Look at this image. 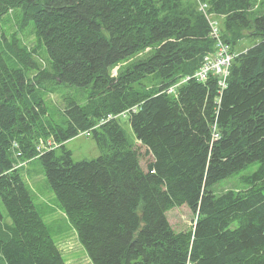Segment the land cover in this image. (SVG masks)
<instances>
[{
	"label": "trees",
	"instance_id": "1",
	"mask_svg": "<svg viewBox=\"0 0 264 264\" xmlns=\"http://www.w3.org/2000/svg\"><path fill=\"white\" fill-rule=\"evenodd\" d=\"M200 2L233 50L245 37L260 41L237 52L225 87L211 73L171 94L214 50ZM256 2L0 0V203L14 225L0 237L6 264H67L24 180L27 168L15 167L32 160L93 264H264V13ZM25 28L35 45L20 36ZM66 85L90 93L56 120L44 94ZM87 130L101 155L75 161L66 142ZM41 140L53 147L39 154ZM256 161L245 189L215 191ZM183 205L195 223L176 230L168 212Z\"/></svg>",
	"mask_w": 264,
	"mask_h": 264
},
{
	"label": "rangeland",
	"instance_id": "2",
	"mask_svg": "<svg viewBox=\"0 0 264 264\" xmlns=\"http://www.w3.org/2000/svg\"><path fill=\"white\" fill-rule=\"evenodd\" d=\"M257 14L264 13V0H257L255 5ZM10 19V15H6L3 21L6 22ZM221 21V20H220ZM11 27H7L8 32H13L16 27V22L11 21ZM20 36L24 39L28 46L35 45L36 39L34 33H30L29 28H25L20 32ZM260 41V37H245L234 48L236 52H240L245 47H249L254 43ZM40 53L44 49H39ZM41 60V58H39ZM36 70L29 72L32 77ZM144 83H152L151 76H147L142 80ZM90 88L76 85H66L61 89H55L53 92H47L44 95L45 101L49 108V114L56 120L61 118V110L64 109L71 100L78 103H85L88 100ZM61 109V110H60ZM121 123L130 136H133V130L128 117L122 116ZM66 145L73 152V159L80 161L84 159H94L101 155V149L98 146L95 138L87 136L84 132L71 138L66 142ZM141 163L146 167V161L149 155L143 149ZM27 163V162H26ZM25 163L27 171H23V177L27 186L32 194L35 205L43 217L44 221L49 226L51 234L58 246L60 247L63 257L67 260V264H93L88 257L83 245L79 242L76 230L71 224L64 209L57 200V197L50 187L48 179L45 175L44 168L39 160H32ZM260 167V162L256 161L248 165L243 170L235 173L226 179L221 180L215 186L217 193H222L229 189L242 190L245 189L247 184L243 181V177L254 173ZM0 209L3 217L0 218V237L7 238L14 230V225L9 217L5 207L0 203ZM171 224L176 230H188L195 223V214L187 206L183 205L176 207L168 212ZM0 264H6L0 252Z\"/></svg>",
	"mask_w": 264,
	"mask_h": 264
},
{
	"label": "built area",
	"instance_id": "3",
	"mask_svg": "<svg viewBox=\"0 0 264 264\" xmlns=\"http://www.w3.org/2000/svg\"><path fill=\"white\" fill-rule=\"evenodd\" d=\"M200 8L205 12L209 20L211 36L215 40L214 50L205 55L202 65L194 74L185 76L179 82L170 86L167 90L168 93L177 94L178 87L192 78H196L199 81H205L211 73L216 74L219 77V84L222 87H225L227 84L230 67L237 53L232 49L231 45L222 38L220 21L207 13L208 4L200 2ZM133 109H136V107ZM126 112L128 111H125L123 115H126ZM84 133L89 135L91 134V130H87ZM16 147H19V144L14 142L13 150ZM51 147H53V142L51 140H41L37 146V150L39 154H42L46 149ZM14 156L20 158V156H22V150H16ZM24 165L25 162H20L15 167H22Z\"/></svg>",
	"mask_w": 264,
	"mask_h": 264
},
{
	"label": "bare ground",
	"instance_id": "4",
	"mask_svg": "<svg viewBox=\"0 0 264 264\" xmlns=\"http://www.w3.org/2000/svg\"><path fill=\"white\" fill-rule=\"evenodd\" d=\"M84 134H85V133H84ZM86 135H87V136H91V134H89V135H88V134H86Z\"/></svg>",
	"mask_w": 264,
	"mask_h": 264
}]
</instances>
